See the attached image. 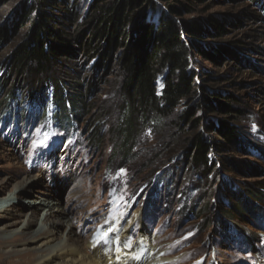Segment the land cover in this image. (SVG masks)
<instances>
[{
    "label": "trees",
    "instance_id": "trees-1",
    "mask_svg": "<svg viewBox=\"0 0 264 264\" xmlns=\"http://www.w3.org/2000/svg\"><path fill=\"white\" fill-rule=\"evenodd\" d=\"M240 1L161 0L158 7L152 0H91L83 19L74 0L22 3L0 27V45L20 39L0 61L2 124L25 134L49 121L61 133L74 134L78 122L92 111L91 96L106 83L103 79L116 72L123 103L113 132L119 147L112 157L118 152L123 161L130 159L140 133L149 126L166 128V120L175 119L180 136L166 158L175 159L183 173L177 176L176 189L185 172L195 173L196 185L221 181L225 200L215 233L224 235L225 241L237 237L229 229L230 221L245 222L248 217L263 221L264 181L237 187L232 176H219L229 171L262 177L255 164L223 154L251 153L258 158L262 152L245 139L242 100L225 89L228 75L200 74L194 61L200 57L215 67L243 65L242 40L230 39L248 22L264 23V0H250L261 14L185 16L202 7L208 12L215 3ZM89 65L92 76L85 78L84 67ZM19 89L25 91L26 108L21 106ZM187 101L191 103L183 107ZM199 110L209 115L207 120L197 117ZM18 115H25L24 121ZM88 139L96 143L100 136ZM208 208H189L191 213L197 211L195 221L201 220L206 228L211 222Z\"/></svg>",
    "mask_w": 264,
    "mask_h": 264
},
{
    "label": "rangeland",
    "instance_id": "rangeland-1",
    "mask_svg": "<svg viewBox=\"0 0 264 264\" xmlns=\"http://www.w3.org/2000/svg\"><path fill=\"white\" fill-rule=\"evenodd\" d=\"M1 1L0 27L6 25L17 6L30 0ZM89 1L74 0L82 19ZM152 2L162 6L161 0ZM244 12L262 13L250 0H241L234 4L215 3L208 12L202 7L185 18L200 19L210 14L228 17ZM245 26L235 30L230 39L242 40L243 65L227 63L215 67L200 57L194 61V69L200 74L210 71L228 75L225 89L242 100L240 105L245 116L241 127L245 139L262 152L258 158L251 153L223 154L243 162L247 160L262 172V177L238 176L229 171L219 173V176H232L233 185L237 187L264 181V23L248 22ZM19 40L17 37L10 45H0V61ZM90 67H84L85 78L92 76ZM103 80L106 83L99 86L89 100L92 111L78 122L74 134L69 131L62 134L43 127L49 121L37 124L25 134L20 129L8 130L2 124L4 110L0 99V200L21 187L27 191L15 196V203L7 210L4 220L0 219V264L10 263L6 262L10 250L2 245V236L26 222L21 215L28 212L26 204L20 203L23 200L36 203L48 200L54 204L56 209L45 217L44 223L59 240L71 235L74 241L86 242L120 218L123 219L120 228H124L137 213L140 216L136 215L126 242L133 244L140 235H145L148 244L142 245L144 248L140 250L144 258L149 254H160V260L166 261L163 264H259L257 256L264 259V215L261 222L251 217L245 222L230 221L229 229H234L237 237L225 241L224 235L215 233L218 228L216 218L221 216L220 205L225 200L221 181L200 186L194 182L195 173L185 172L176 189L180 168L175 159L166 158L171 145L180 136L175 119L166 120V128L149 126L140 133L130 159L123 161L118 152L112 157L120 142L113 132L121 119L123 100L117 85L120 76L114 72ZM61 81L66 86V79ZM19 87L25 90L24 85ZM24 90L19 89V95H22L21 106L26 108ZM190 103L185 102L183 107ZM47 116H50V110ZM198 116L205 121L209 115L199 110ZM19 118H23L22 122L25 115H18ZM93 134L100 136L99 142L88 139ZM193 205L198 209L209 207L211 222L208 228L201 225V220L195 221L197 211L189 212ZM40 215L24 233L36 232Z\"/></svg>",
    "mask_w": 264,
    "mask_h": 264
},
{
    "label": "bare ground",
    "instance_id": "bare-ground-1",
    "mask_svg": "<svg viewBox=\"0 0 264 264\" xmlns=\"http://www.w3.org/2000/svg\"><path fill=\"white\" fill-rule=\"evenodd\" d=\"M22 193H27L24 187L0 200V219L4 220L7 210L15 203V196ZM20 203H25V208L28 209V212L24 211L21 214L26 218V222L2 236L4 241L2 245L10 250V256L6 259L9 264H163L166 262L160 260V254L148 253L147 258L142 256L140 252L144 248L142 245L148 244L145 235H140L139 240L133 244L126 242L129 228L136 221L137 216H140L137 213L131 216L124 228H120L123 221L120 218L110 228L99 230L86 242L74 241L71 235L59 240L44 223L45 217L52 209H56L51 201L40 200L36 203L23 200ZM58 212L64 214L60 210ZM39 214L41 215L36 232L30 235L24 233L32 226L33 219ZM125 244L129 246L125 247ZM257 259L259 264H264L263 258L257 256Z\"/></svg>",
    "mask_w": 264,
    "mask_h": 264
},
{
    "label": "snow or ice",
    "instance_id": "snow-or-ice-1",
    "mask_svg": "<svg viewBox=\"0 0 264 264\" xmlns=\"http://www.w3.org/2000/svg\"><path fill=\"white\" fill-rule=\"evenodd\" d=\"M41 143H43V142H41ZM129 245L128 244H125V247H128Z\"/></svg>",
    "mask_w": 264,
    "mask_h": 264
}]
</instances>
